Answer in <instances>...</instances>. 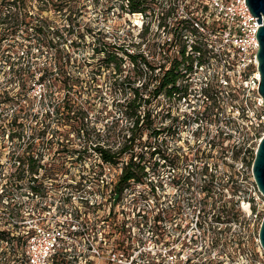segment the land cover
I'll list each match as a JSON object with an SVG mask.
<instances>
[{
  "label": "built area",
  "instance_id": "built-area-1",
  "mask_svg": "<svg viewBox=\"0 0 264 264\" xmlns=\"http://www.w3.org/2000/svg\"><path fill=\"white\" fill-rule=\"evenodd\" d=\"M197 7L201 18L192 17L183 6L181 11L191 16L201 33L202 60L194 63L193 71L205 70L199 89L217 92L210 122L216 124L215 134L229 119L244 129L249 126L253 137L259 133L260 139L264 102L258 92V15L246 0H196L193 8ZM39 75L35 73L22 93L34 89L36 101L30 103L27 115H20L25 104L21 93L15 103L0 101V231L4 232L0 248H6L7 264H248L242 253L241 259L227 260L226 245L220 241L221 221L215 215L212 220L213 213L204 215V197H165L158 185L156 193L163 197H95L112 186L121 165L116 168L117 162L104 161L91 135L52 129L54 122L46 129L32 128L46 96ZM220 95L226 97L229 114ZM187 96L181 99L193 108ZM52 110L48 104L47 111ZM188 111L177 115L183 118ZM80 138L83 142L77 147ZM90 152L95 158L86 164ZM109 170L114 173L107 178ZM253 187L264 204L255 182ZM246 203L248 209L242 206L249 216L250 199ZM257 241L261 247L258 237Z\"/></svg>",
  "mask_w": 264,
  "mask_h": 264
},
{
  "label": "rangeland",
  "instance_id": "rangeland-1",
  "mask_svg": "<svg viewBox=\"0 0 264 264\" xmlns=\"http://www.w3.org/2000/svg\"><path fill=\"white\" fill-rule=\"evenodd\" d=\"M50 1L52 2L53 0ZM51 2H48V0H18L16 4H12V0H0V6L2 7V11H6V9L10 8L17 10L18 22L24 18L23 12L24 9H26V21H28L29 16L32 15L33 22H35L36 19L34 18L38 15L40 9H42L41 7L46 6L47 3L49 7L47 10L43 11V15L51 20L55 18L54 21L58 19L60 22L59 25H62L67 22L66 14H68V8L70 6L74 8L76 3L81 5V15L78 16L81 29H85L89 26L93 28L96 34L92 36L89 33H85L82 40L76 37L75 39L79 44L74 46L69 44L68 41H70V39H68L66 40L68 48L71 52L73 51L78 61L83 64L82 71L85 75L91 68L101 69L102 72L100 75H97V81L99 86L103 87L105 99L109 102L107 109L113 111L112 115L103 118L101 116L95 118V115L90 113L91 123H95L96 127V132H92L93 134L90 136V140L93 142L99 141L112 150H118L120 149V145L124 142H129L126 141L125 138L128 136L126 127L131 125V119L123 116L120 113L119 107L112 104V96L109 94L110 90L104 83L105 78H107L109 74V68L102 65L103 61L101 57H103L105 52H96L93 50L94 45L100 46L102 38L99 40L95 39L97 37H102V33H105L106 36H104L103 39L112 42L115 41L117 45L135 53L138 57L137 63L133 65L129 59L124 56L122 71L123 73H128L130 79L136 78L135 85L147 81L148 89H152L158 83V78L162 69L167 68L170 62L176 61L179 68H184L186 66V62L184 63L180 52L184 44H186L184 55H187V53L192 55L190 54L189 43L195 41L197 37L192 34L190 35L189 29L185 31L188 36L181 34L182 23L180 19L186 17L184 14L185 12L181 11L182 6L186 11L190 9L193 10V15L201 18L198 7L193 8L196 0H150V8L146 11V15L142 12L128 13L121 11L117 5L111 7L109 13L106 14L104 13V8L106 7L105 0H100L98 4H94L93 0H68L66 4L67 8L59 12H54ZM189 15H191V13H189ZM7 24L12 25V21H9ZM100 28L103 32L102 30L98 31ZM8 29L10 28L8 27ZM8 29H6V23H0V101L8 103V105L15 103L16 97L19 95L18 93H21L20 98L25 99V104L24 112L20 113V115L24 117V115L28 114L30 103L35 100L32 98L31 94L34 89L29 88V94L24 95L22 93L26 92L27 86L31 84V81L35 77V73L37 74L39 71H34L35 73L33 72V75H30L29 71H26L27 69L24 68V63L27 59L26 51L28 49L26 43L29 42L27 39H24L25 36L20 30L21 28L13 34H6V31H9ZM27 31L33 32L31 27L26 25L23 32ZM142 32H144L143 35L141 34ZM71 37L72 36H70V38ZM118 50L120 51V49ZM144 60L149 64L145 63ZM152 67L154 68L152 69ZM83 72H81V74ZM204 73L205 70L195 68V71H191L187 80H183L185 78L184 76H179L177 79V83L182 81H184L183 83H189V89L191 90L188 89L190 92L186 100H188L190 104H195L200 111L206 104H210L211 102L210 99L206 100L203 98L199 90L201 84L199 82L203 78L202 75ZM186 75H188V73ZM85 78H87V76H85ZM65 94L72 96L74 95V90L71 89V91ZM55 95L58 97L64 95L63 89L55 91ZM120 95L121 94H119V96ZM127 95H129V92L126 96ZM220 96L221 106L225 107L226 113L229 114L226 97ZM150 98V102L146 105L144 104L145 107H149L150 109L149 116L147 118L144 117V120L140 119L138 129L136 130L137 133L140 132V134H137L135 139L131 142L134 144L135 153H142L147 157L151 150L149 146H146L148 142L151 143V145L158 146L166 153L169 152L171 161L175 160L176 149L178 153H180L181 150L187 151L189 157H194L196 155L194 150L197 147L200 148L199 151L204 149L202 153L211 152L212 155L208 158L209 170L215 171L219 179L222 178L221 181L224 187L220 189V191L224 194L221 197H208L203 196V192H196V197H204V215L208 212L213 213L211 217L212 220H214L213 216L215 213L220 215L222 219H232L230 225L229 222H220V241L226 245L223 250L227 249L228 261L237 258L241 259L240 254L242 253L243 256L244 254L247 255V260L245 259V261H247L248 264H264V253H261V247H259L257 241L258 228L264 213V204L254 191V181L251 173L252 155L254 153V147H256L259 139V133L253 137L254 135H252L251 130H249V126L244 129L239 125L237 120H234L230 122L232 126L228 128V126H224L225 121H223L221 125L224 127L225 131L230 132L232 135L223 140L225 143L222 146H219V144L212 145L209 139L216 133V124L206 121L209 117L207 110L202 111V114H200L202 120L199 119L198 123H202V125L197 126L198 123H191L189 119L183 120L184 118H182L181 115H177L185 108L187 111L192 108V106L188 108L186 105L187 102L183 100V98L179 101L177 94L166 96L164 93H159ZM50 100L53 101L52 98ZM50 100L48 97H45V99L41 101L39 105L40 119L32 128L42 129V123L47 122L44 119H46L47 105L52 104ZM144 105L140 107L141 111ZM189 117H191V114ZM111 119L114 120V124L108 128L107 124H110ZM238 121L241 120L238 119ZM53 124L61 129L70 127L69 124H59L56 121H54ZM153 127L163 129L158 136L159 142L153 140L150 132ZM173 130L177 132H173ZM252 130H254V128H252ZM213 137L215 141L220 138H218L216 134ZM76 142V146L80 147L83 139H77ZM143 143H146V145H143ZM128 154V151L123 152L121 155L120 153L118 154V162L115 164L116 168H118V165H121L122 160L127 159ZM199 154L201 153L199 152ZM86 157L87 160L84 162L86 164H89L90 161H94L95 158L91 152L87 154ZM178 159L181 161V155ZM153 160L157 162L154 165L155 172L150 177H154L152 179L157 183L158 187H160L159 183L162 184L161 192L163 191L166 193L164 194L165 197H167V195H169L168 197H173L171 195L175 192L178 193L180 186L178 187L175 181L169 180V177L171 178L173 175H176L180 169H169L157 153L154 154L152 161ZM202 163V161H198L199 167ZM188 167L194 169L195 166L189 164ZM184 171L185 170L182 169V172ZM108 172L109 173L106 174L107 178L114 173L113 170H109ZM155 173H158V175ZM156 179L158 180L156 181ZM225 181H227V183ZM110 186L111 185H108L104 193H95L97 194L95 197H109L108 188ZM131 186L132 189L123 192L121 197H141L139 192L144 188H148L146 183H134ZM232 191L235 193L233 194ZM160 196L163 197L162 194H160ZM179 197H181V195ZM241 198H244V201H241ZM247 199H250L251 209H253V214L249 216L246 215V211L242 206L244 205V207L248 209L246 206ZM212 202L213 204L215 202L214 205H216L214 206L215 213L211 208L213 205ZM232 263L235 264L236 262Z\"/></svg>",
  "mask_w": 264,
  "mask_h": 264
},
{
  "label": "trees",
  "instance_id": "trees-1",
  "mask_svg": "<svg viewBox=\"0 0 264 264\" xmlns=\"http://www.w3.org/2000/svg\"><path fill=\"white\" fill-rule=\"evenodd\" d=\"M17 1L18 0H12V4H16ZM99 1L100 0H93L94 4H98ZM149 1L150 0H105L106 7L104 8V13L108 14L110 8L117 5L121 11L128 13L142 12L146 15V11L150 8ZM48 2L51 1L48 0ZM51 3L52 10L54 12H59L60 10L67 8L66 4L68 3V0H53ZM48 7L47 3L46 6L41 7L42 9H40V12H38V15L34 18L36 19L35 22H33L32 15H30L28 21H26L25 17L27 15V11L24 9V18L18 22L17 10L10 8L6 9V11H2V7L0 6V23H6V29H8V27L10 28L8 29L9 31H6V34H13L21 28L20 30L25 36L24 39H27L29 42L26 43L28 49L26 51L27 59L24 63V68L27 69L26 71H29L30 75H33L34 71L40 72L39 78L45 83V97H48L49 100L51 98L53 99V101L50 100V103L53 105L52 113L46 111V118L49 116L51 117L46 123H44L43 128L46 129L52 122L56 121L59 124H69L70 127L61 129L53 126L51 127L52 129L70 130L76 132L77 134L90 136L93 134L92 132H96L95 123H91L92 120L90 119V113L95 115V118L98 116L103 118L108 115H112L113 111L111 109H107L109 102L105 99L106 97L103 93V87L99 86L97 81V75H100L102 72L101 69L91 68L85 75L82 71L83 64L78 61L77 57L73 54V51L71 52L68 48L66 40L70 39L68 42L72 46L78 45L79 43L76 41V37L82 40L85 33H89L94 36L96 32L89 26L85 29H81L78 21V16L81 15V5L76 3L74 8L71 6L68 8V14H66L67 22L62 25H59L60 22L58 19H56L57 21H54L55 18L54 20H51L43 15V11L47 10ZM188 12H193V10L190 9ZM191 15L195 18L193 13H191ZM190 17H184L180 19V22L182 23V35L185 34V36H188L185 31L189 29V34L197 37L195 41L189 43L190 54L192 55H189V53L184 55L186 49V44H184L180 49V52L184 63L186 62V66L184 68H179L176 61L170 62L167 68L162 69L159 78L155 77L158 78V83L152 89H148L147 81H143L141 84L135 85L136 78L130 79L128 73H123L122 71L124 56H126V58H128L133 65L137 63L138 57L135 53L128 51L127 48H122V46L117 45L115 41L112 42L103 39V37L106 36L105 33H102V37H97L95 39L99 40L102 38L100 46L94 45L93 50L96 52H105L103 57H101L103 61L102 65L109 68V74L107 78H105L104 83L110 90L109 94L112 96V104L119 107L120 113L123 116L131 119V125L126 127V133L128 136L125 138V140L129 142H124L120 145V149L112 150L110 147L101 144L99 141H96L95 145H93L95 149L100 150L101 158L112 164L118 162L119 153L121 155L123 152H129L127 159L121 161V171L117 175L115 182L110 187V197H121L123 192L128 189H132L131 185L134 183H146L148 185V188H144L139 192L141 197H161L160 194L156 193L157 183L150 178V176L155 172L154 165L157 161H152V158L156 153L157 155H160L161 159H163V163L165 162V164L169 165L173 168V170L176 168L180 169L176 175H173L171 178L169 177V180L171 179L172 181H175V184H177L178 187L180 186L179 192H175L171 196L179 197L181 195V197H196L197 191L203 192V196L208 197H221L224 194L220 191V189L224 187V184L221 181L222 178L219 179L215 171L209 170L208 158L212 155L211 152L202 153L204 149L199 151L200 148L197 147L194 150L196 155L194 157H189L187 155V151L181 150V152L178 153V150L176 149L177 152L175 153V160L171 161L169 158V152L166 153L158 146H154L153 144L151 145L149 142L147 143L148 145L143 143V145L149 146V149L151 148L149 155L145 157L142 153H135L134 144L131 143L135 139V136L140 134V132L137 133L136 131L138 129L140 119L144 120V117L147 118L149 116L150 109L149 107H145V105L150 102L151 96H155L159 93H164L166 96L177 94L178 99L180 100L181 97L187 96L190 92L188 90V82L183 83L184 81H182L177 83L179 76H184L185 78L183 80H186L191 71L194 70V63H198L202 60L201 44L199 42L201 33ZM9 21H12V25L7 24ZM26 25L31 27L33 32H23ZM101 30V28L98 29V31ZM144 32L141 34L143 35ZM70 36L72 37L70 38ZM118 49H120V51ZM144 62L147 63L145 60ZM153 68L154 67H152V69ZM81 72L83 73L81 74ZM187 73L188 75H186ZM85 76H87V78H85ZM60 89H63L64 95L58 97L55 95V91ZM71 89L74 90V95L69 96L65 94L71 91ZM199 90L202 95L208 96L209 99H212V103L210 102V104H206L201 111L194 104L193 108H191L187 113L185 112L186 114L184 115L183 120L189 119V122L191 123H198V120L202 118L200 115L202 114V111L207 110L209 115L207 121L210 123L213 120L212 105L216 103L217 92L216 90H209L207 87H201ZM128 92L129 95L126 96ZM119 94L121 95L119 96ZM142 105H144V108L141 111L140 107ZM190 114L191 117H189ZM230 122L231 121L229 119L226 120L224 126H228V128H230L232 126V123ZM112 124H114V120L111 119L110 124H107L108 128L113 126ZM200 125H202V123H198L197 126ZM162 130L163 129L159 127H153L151 129L150 132L153 140H159L158 136ZM173 132L177 131L173 130ZM231 135L232 134L230 132L225 131L222 125H219L218 133L216 134L218 138L220 137L219 140L217 139V141H215L214 137H211L209 141L212 145L219 144V146H222L225 143L223 140ZM199 152L201 154H199ZM180 155L181 161L178 159ZM253 157L254 153L252 155V158ZM198 161L203 162L200 167L198 165ZM189 164L194 165V169L188 167ZM182 169L185 171L182 172ZM155 174L158 175V173ZM157 180L158 179H156V181ZM225 182L227 183V181ZM159 185L162 188V184L159 183ZM232 192L233 194L235 193L234 191ZM214 204L212 205V208L216 206ZM215 218L224 222L232 221L231 218L222 219L217 213H215ZM3 236L4 232L0 231V238ZM5 254L6 248H0V264H7L6 261H8V258Z\"/></svg>",
  "mask_w": 264,
  "mask_h": 264
},
{
  "label": "water",
  "instance_id": "water-1",
  "mask_svg": "<svg viewBox=\"0 0 264 264\" xmlns=\"http://www.w3.org/2000/svg\"><path fill=\"white\" fill-rule=\"evenodd\" d=\"M246 3L250 11L254 15H258L256 18L257 22H261L255 34L259 43L256 53L257 68L260 73L258 92L261 94L264 102V0H246ZM251 173L257 188L264 196V134L260 137L256 145L251 163ZM258 238L264 250V213L258 228Z\"/></svg>",
  "mask_w": 264,
  "mask_h": 264
}]
</instances>
